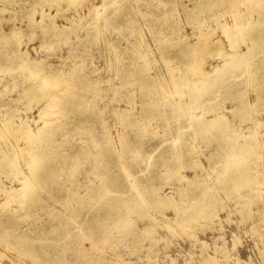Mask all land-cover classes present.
I'll return each mask as SVG.
<instances>
[{"label":"rangeland","instance_id":"obj_1","mask_svg":"<svg viewBox=\"0 0 264 264\" xmlns=\"http://www.w3.org/2000/svg\"><path fill=\"white\" fill-rule=\"evenodd\" d=\"M71 1H74V4ZM71 1L69 3L64 0L53 4L50 8L44 6V9L53 13L56 12V9L59 10V15L55 18L56 25L67 27L70 20H73L74 25L67 34H57L50 44L40 38L36 29H32L27 24L25 26L27 21L25 14L21 11L18 14L15 13V10L18 9L15 3L9 5L6 1H0V7L4 8L1 22L3 31L8 33L9 28L13 25L21 30L19 33L20 49L26 51V55L31 60L41 61L42 73L57 74L61 72L67 74L72 68L80 66L79 73L84 74L91 82L96 81L101 90V98L94 102L95 113L92 115L95 121L102 123V128L107 129L109 133L129 132L127 139L129 146L121 152L127 161L125 166L129 174L126 175L122 168H119L110 144L100 142L99 145H96L95 139H104L106 133H101L98 129L94 131L74 129V124L79 119H73L72 124H65L64 130L55 136L52 145L47 147L44 145L49 155L47 164L55 176L49 180L50 188L48 190L37 191L39 203L32 206H20L18 202L11 201L6 204L5 196L0 193V256L2 257H0V264L10 261L14 264H115L117 256L120 257V260L133 262V264H202L201 255H213L215 242L225 244L231 256L230 260L236 261L235 258H238L242 263L264 264V258L259 253L261 245L257 237L258 232H264V227L254 226L260 222L258 214L242 215L232 198L223 199L224 209L219 211V218H215L213 224H206L205 219H200L198 223H193L191 228L183 233H174L165 227L163 219L165 217L173 218L174 212L171 209L159 207L155 209L148 207L147 211L144 207L134 210L130 217L133 223L129 232H122L113 227L121 214V209L128 206L129 203L132 205L142 202L143 199L151 201L156 195L165 193L176 202L182 199L186 206L194 202L187 196L181 198L175 190L180 186L179 182L170 178L168 173L165 174L169 165L173 167L176 164H179L178 167L186 164L185 167H182L181 173L187 181L192 180L195 173L199 171V169L191 167L192 163L189 162L187 151L191 143L185 144V139L178 129L182 120L176 121V118L171 115H158L156 101L160 96L140 90V82L135 72L141 60L137 58V55H132L131 49H127L126 45L127 42L136 43L141 40V48L150 52V59L157 58L150 64V72L153 75L162 72L163 65L158 59V54H151V51L155 50L157 41L161 40L166 33L169 34L171 30L170 21L164 22V14L173 6L174 11L170 20L177 21L179 27L178 33L174 36H185L189 42H192L196 40L195 35L199 30L195 23L190 24L187 21V10L193 6L195 0ZM22 2L26 3V6L33 4V0H22ZM209 3L211 7L206 11H200L196 17L204 20H202L205 25L203 28H215L217 34L221 35V30L218 31L220 29L218 24H225L229 16L230 23L233 22L231 21L233 11L228 8L229 0L218 2L209 0ZM101 4H103V8L105 5V10L100 11ZM220 7L227 10L226 17H221L217 13ZM40 8L41 5H36L37 10ZM237 8V11L240 9L243 15L247 14L248 16L243 19L244 23L249 21L253 24V29L248 32L245 30L243 38L238 36L240 41L238 49L243 52L247 48L246 41L264 37V0L246 1L238 5ZM113 9L119 10V17L115 16L117 20L115 19L111 23L120 21L121 30H107L95 40H88L87 35L95 18L111 14ZM258 10L261 11V19L258 16ZM7 17L11 20L6 21ZM35 18H39L38 13L35 14ZM222 39L225 38L221 37ZM222 42L227 44L226 41H220V43ZM113 45L122 49L119 58L114 55ZM224 48L226 45L222 46V49ZM245 55L247 58H252L249 62L252 66H242L241 69L233 68L235 70L231 68L228 73L207 80V82H214L215 89L211 96L212 99H209V95H205L199 98V102L206 101L201 110L203 114L209 115L207 111L215 106V102L211 100L218 102L224 97V94H232L235 87L240 86L241 90L249 93V97L245 99L248 101L246 109L238 112L236 117L230 113L225 114L233 123L237 125L240 123L242 128L246 129L245 133L251 131L257 122H259L258 130L262 132L264 130V42L258 44L255 49L248 50ZM217 57L218 55L213 60L207 58L208 60L200 66L208 70L209 63L218 61ZM255 62H259L260 68L255 66ZM15 65L14 59L4 52L0 44V73L3 75L0 82V103L3 105L7 104L10 98L17 97L22 85L21 73L15 69ZM252 67L254 72H251ZM249 73H251L250 77H248ZM236 77L238 78L233 80ZM188 87L183 88V91L187 92L186 97L190 99L193 92L191 89L189 92ZM90 94V92L87 94L88 98ZM130 97L132 101L129 104L128 98ZM53 102V100L50 101L52 108L50 107L49 113L51 116H55L53 104H51ZM35 103L33 101L30 104V107L33 106L32 110H26L25 104L17 103L20 117L28 116L31 121L32 119L36 120L38 111ZM223 105L224 107L232 105V107H238L237 104L230 103L229 100H226ZM131 106L134 107L132 110L134 116L137 117L136 120L147 117V130L125 131L123 124L114 116V111L122 112L124 109H130ZM166 107L168 106L163 105L162 108ZM2 110L4 111L5 107H2ZM2 114L0 113V117ZM31 126L36 128L40 126V123H32ZM239 141L243 143L244 140L240 138ZM192 144L202 152L200 158L207 167V172H203V176L208 173L207 180L211 184V181H215L216 176L225 170L226 155L223 153V156L219 157L216 149L213 150L212 145L209 146L203 140L196 139ZM86 146L88 155L81 156L77 168L70 171L68 159ZM263 147L264 145L258 146L256 155L264 152V150L259 151ZM100 149L102 152H97ZM137 150H139L138 153H136ZM1 151L11 155V151L3 142H0ZM224 152L228 153L225 150ZM203 153L208 156L215 154L212 162L213 168L209 166V161L203 158ZM173 156L179 158L180 161H174ZM251 159L248 157L246 164H251ZM258 161L254 163V166L257 167L256 171L261 176V180H258L263 182L264 158L263 162ZM22 166L24 170H28L26 165ZM21 177L22 175L18 171L4 169L0 173L1 185L18 188ZM106 180H109V184L112 185L111 189L116 187V192L109 196L111 199L104 196L105 188L108 185ZM186 180L182 182L185 185ZM261 187L264 190V185ZM62 189L67 190L63 191ZM89 191L97 195L92 194L89 197L86 195ZM74 193L77 195L79 193L81 199L73 197ZM243 194L253 196L256 193L243 191ZM121 199L124 200V203L120 206L117 204V200ZM203 201L202 204L206 203ZM205 201L207 200L205 199ZM251 207L255 209V202L251 203ZM188 210L185 212V216L189 212L196 211L192 208ZM151 211L153 212L151 213ZM150 214L155 216L154 220ZM219 220L222 222V227L217 225ZM144 227L149 228L151 234H154L158 240L152 251L147 250L146 239L140 242L141 239L136 236V233L142 231ZM191 232H194L199 241L204 244L192 240L189 236ZM9 236L14 239H8ZM219 236L222 238L219 239ZM233 238L237 241L235 246ZM257 245L258 247H256ZM217 257L220 259L219 256Z\"/></svg>","mask_w":264,"mask_h":264},{"label":"bare ground","instance_id":"obj_2","mask_svg":"<svg viewBox=\"0 0 264 264\" xmlns=\"http://www.w3.org/2000/svg\"><path fill=\"white\" fill-rule=\"evenodd\" d=\"M0 1H6L9 5L15 3L18 7V9L15 10V13L18 14L21 11L25 14L27 20L25 26L27 24V26L32 29H36L39 32L40 38L49 42V44L56 38L57 34H67L68 30L74 27L73 20L70 19L69 26L67 27L56 25L55 18L59 15V10L56 9V12L53 13L44 9V6L50 8L53 4H58L64 0H33V4H29V6H26V3L22 2V0L20 2L17 0ZM65 1L70 3L71 0ZM218 1L220 0H216V2ZM246 1L248 2L250 0H229L228 8H231L233 11V14L231 15V21L233 22L230 23L229 16V18H227L228 21H226L225 24L219 23L218 27L220 29H218V31L221 30L220 35L217 34V29L215 28H203V26H205L204 22L202 23L203 19H197L196 17L200 11H206L211 7L209 0H195L193 6L187 10V21H189L190 24L195 23L199 30V32H197L198 34L195 35L196 40L192 42H189L188 38L185 36H174L178 33L179 27L177 21L170 20L172 12L174 11L172 6L164 14V22L170 21L171 30L169 31V34L166 33L161 40L157 41L155 50L151 51V54H158V59L164 66L161 68L162 72L160 71L154 75L150 72V64L157 58L150 59V52L141 48V40L136 43L127 42L126 48L131 49L132 55H137V58L141 60L135 72L140 82V90L160 96L156 101L158 115H171V117L176 118V121L182 120L178 125V129L185 139V144L188 142L191 143L190 148L187 151L189 162L190 164L192 163L191 167L199 169V171L195 173L192 180L187 181L185 176L181 173L182 167H185L186 164L181 167H178L179 164H176L173 167L169 165V169H166L165 174L168 173L170 178L179 182L180 186L175 189L179 196L181 198L184 196L190 197L191 201L194 200V202L186 206L182 199H180L179 202H176L171 196H168L165 193L156 195L151 201L143 199L142 202H136L132 205L129 203L128 206L121 209V214L116 223H114L113 227L117 228L119 231H130L129 229L133 223L130 218L131 213L141 207L146 208L145 211H147L148 207H152L153 209L159 207L173 210L174 217L171 219L165 217L163 219V224L168 230H171L174 233H183L187 231L191 228L193 223H198L200 219H205L206 224H213L212 222L214 219L219 218V211L224 209V198L234 199L235 205L238 207V211L242 215H252V213H257L260 222H256L257 225L255 224L254 226L264 227V190L261 187L264 185V181H259L261 180V176L256 171L257 167L254 166V163L258 160L263 162L264 152L256 155V150L258 151V146L264 145V130L259 132V122H257L251 131L245 133L246 129L242 128L240 123L238 125L233 123L225 114L230 113L236 117L238 112L244 111L248 103L245 99L249 97V93L241 90L242 88H240V86L235 87V85H233L235 91L232 92V94H224V97L218 102L211 100L215 102V106L207 111V114L209 115H206V113L203 114L201 110V107L206 101L199 102V98L205 95H209V99H212L211 96L215 89L213 86L214 82H207V80L220 76L223 73L226 74L231 68L241 69L242 66L248 67L249 65L251 67L252 65L249 62H251L252 58H247L245 53L250 49H255L258 44L264 42V37L250 39L245 43L247 44L245 51L241 52L238 49L240 44L238 36L239 38H243L245 30L248 32L253 29V24L251 22L248 21V23L245 24L243 21V19L248 17L247 14H245L246 16L243 15V12H241L240 9V11H237V6ZM71 2L73 3L74 1ZM78 2H80V0H78ZM36 5H41V8L37 10ZM100 7V11H102V9L105 10V5L104 8L103 4H101ZM223 8L224 7H220L219 12L217 13L221 17H226L227 10ZM118 11V9H113L111 14H106L105 16L96 14L100 16L95 18L91 23L90 31L87 35L88 40H95L107 30L120 31V21L118 23H111L112 21H115V16L119 17ZM36 13H38L39 18H35ZM258 14L260 17V10H258ZM3 15L4 8L0 7V44L4 52L8 53L11 59H14L16 64L15 69L21 73L22 78V85L17 97L10 98L5 105L0 103V113H3L2 117H0V142H3L11 151V155L6 154L4 151L0 152V173H2L4 169H9L11 171H18L22 175L18 188L5 187L4 185H1L0 181V193L5 196V203L8 204L11 201H16L20 206H32L39 203L37 191L43 189L48 190L50 188L49 180L55 176V173L50 170L47 164L49 155L44 148V145H46V147L51 146L55 136L64 130L65 124H72L71 121H73V119H79V121L74 124V129L89 131L98 129L101 133H106L104 139H95L96 145H99L100 142L110 144L111 151L113 155H115L114 157L119 168H122L126 175H128L129 171L125 166V162L127 161L121 152L125 147L129 146V142L127 141L129 138V132L112 134L109 133L107 129L102 128V123L95 121L92 115L95 113V107L93 104L97 99L101 98V90L98 88L96 81L91 82L87 80V77L84 74L79 73L80 66L72 68L67 74L61 72L57 74L42 73L40 68L41 61L31 60L28 55H26V51L20 49L19 33L21 30L13 25L9 28L8 33L3 31L1 25ZM9 20H11V18H8L6 21ZM245 21L247 22V20ZM221 37H224L225 39L221 40ZM220 41H226L227 44L224 42L220 43ZM224 44L226 45V48L222 49V46L225 47ZM112 49L115 57L119 58L122 49L114 45L112 46ZM221 49L223 50L222 52ZM217 55L218 57L216 59H218V61H214L212 64L209 63L208 70L200 66V64L203 65V63L209 58H212L213 60ZM255 64L257 68H260L259 62H255ZM253 70L254 68L252 67L251 72H254ZM250 74L251 73L247 76L250 77ZM2 78L3 75L0 73V82L2 81ZM237 78L238 77L233 78V80ZM186 86H189V92L190 89L191 92H193L190 99L186 97L187 92L183 91V88ZM89 92L91 94L88 98L87 94ZM128 99V103L130 104V101H132L131 97ZM51 100L54 101L51 104H53V112L55 113V116H51V113H49L52 108L50 105ZM226 100H229L230 103L237 104L238 107H232L233 105L231 107H224L223 103ZM33 101H35V104L37 105V119H32L31 121L28 116L20 117L18 114L17 103L20 102L21 104H25L26 110H32L33 106L30 107V104ZM163 105H167L168 107L164 109L162 108ZM2 107H5L4 111L2 110ZM133 108L134 107L131 106L130 109H124L122 112L114 111V116L120 120L121 124H123L125 131L133 129L147 130V117H141L139 120H136L137 117L133 114ZM159 108L162 109L158 110ZM15 117L17 118L15 119ZM38 122L40 123V126L32 128V123L38 124ZM240 138L244 140L243 143L239 141ZM196 139L207 142L209 146L211 144L213 150L216 149V153L217 155L219 154V157L223 156V153L226 155L225 170L219 173L216 176L215 181H211V184H209V180H207L209 174L207 173L206 176H203V172H207V167L201 161L200 153L202 152L198 150L196 145L192 144ZM175 141L176 140L174 139V142ZM22 144L23 146H21ZM263 148L259 151H263ZM224 150L228 151V153L224 152ZM97 152H102V150L100 149ZM138 152L139 150L136 151V153ZM85 155H88L87 146L83 147L80 152L68 159L69 170L74 171L78 166L81 156ZM184 155L185 152L183 153V156ZM202 155L204 159L209 161V166L213 168L214 166L212 162L215 154L208 156L203 153ZM242 156L245 158H242ZM248 157L252 158L250 161L251 164H246ZM173 158H175L174 161L179 159L176 156H173L172 159ZM22 162L24 164H21ZM22 165H26L28 170H24ZM221 167L223 168L222 165ZM185 180L186 185L182 183ZM106 183L108 185L105 188L104 196L109 198L110 195L116 192V187L111 189L110 186L112 185L109 184V180H106ZM62 190L65 191L67 189ZM243 191H251L256 194L253 196H250V194L244 195ZM92 194L91 191L86 193L89 197ZM118 195H120L119 192ZM73 197L80 198L79 193L78 195L74 193ZM205 199L207 201H205ZM117 201V204L120 206L124 203V200L122 199ZM202 201L206 203L202 204ZM253 202L256 204L255 209L252 207L250 208L251 203ZM189 208L196 209V211L193 213L189 212L188 215L185 216V212L189 211ZM152 212L153 211H151V213ZM150 216L154 220L155 216L152 214H150ZM61 225H63V222H61ZM217 225L222 227L221 220H219ZM259 229L261 230V228ZM136 236L141 239L140 242L146 239V244L148 246L147 250L149 251L153 250V247L158 241L154 234H151L149 228L145 227L142 231L137 232ZM189 236L192 240L200 242L194 232H191ZM257 237L259 239V244L261 245L259 253H261L264 258V232H258ZM218 238L221 239L222 237L219 236ZM8 239L13 240L14 238L9 236ZM200 243L204 244L203 242ZM236 243L237 241L234 239V246ZM234 246L232 248H234ZM256 247H258V245ZM1 251L4 253L3 250ZM6 253L8 254L9 252ZM217 256H219L220 259H218ZM230 257L231 256L229 255L225 244H218L215 242L213 255H201L200 259L202 264H248L242 263L238 258H235L236 261L230 260ZM6 264L14 263L10 261ZM115 264H133V262L122 261L120 260V257L117 256Z\"/></svg>","mask_w":264,"mask_h":264}]
</instances>
